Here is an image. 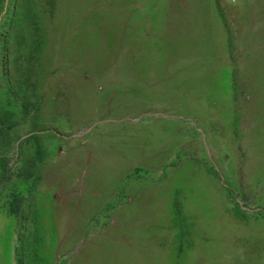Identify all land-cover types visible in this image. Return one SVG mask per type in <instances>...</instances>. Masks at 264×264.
<instances>
[{"label":"rangeland","instance_id":"rangeland-1","mask_svg":"<svg viewBox=\"0 0 264 264\" xmlns=\"http://www.w3.org/2000/svg\"><path fill=\"white\" fill-rule=\"evenodd\" d=\"M13 6L0 264H264V0Z\"/></svg>","mask_w":264,"mask_h":264},{"label":"trees","instance_id":"trees-1","mask_svg":"<svg viewBox=\"0 0 264 264\" xmlns=\"http://www.w3.org/2000/svg\"><path fill=\"white\" fill-rule=\"evenodd\" d=\"M13 1L14 0H0V12H3L4 10L6 11L5 16H2L0 18V40H3V38L5 37V34L3 33L8 32V27L10 26V24H8L7 22L10 21V18L12 19V17H14L12 11H16L17 9V6H13ZM9 15H12V17H10Z\"/></svg>","mask_w":264,"mask_h":264},{"label":"crops","instance_id":"crops-1","mask_svg":"<svg viewBox=\"0 0 264 264\" xmlns=\"http://www.w3.org/2000/svg\"><path fill=\"white\" fill-rule=\"evenodd\" d=\"M139 28H140V27H139ZM139 28L136 27V33H135V34L138 36V38L141 36V35H140V33H141L140 30H141V29H139ZM137 44H139V41H137ZM138 51H139V45H138Z\"/></svg>","mask_w":264,"mask_h":264}]
</instances>
